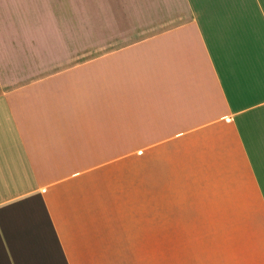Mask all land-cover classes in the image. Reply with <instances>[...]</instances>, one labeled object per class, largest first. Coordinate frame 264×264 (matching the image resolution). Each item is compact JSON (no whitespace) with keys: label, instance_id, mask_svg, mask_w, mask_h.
Returning a JSON list of instances; mask_svg holds the SVG:
<instances>
[{"label":"crops","instance_id":"1","mask_svg":"<svg viewBox=\"0 0 264 264\" xmlns=\"http://www.w3.org/2000/svg\"><path fill=\"white\" fill-rule=\"evenodd\" d=\"M103 7L99 50L0 31V251H106L135 157L137 216L166 218L163 195L226 237L199 264H264V0Z\"/></svg>","mask_w":264,"mask_h":264},{"label":"rangeland","instance_id":"2","mask_svg":"<svg viewBox=\"0 0 264 264\" xmlns=\"http://www.w3.org/2000/svg\"><path fill=\"white\" fill-rule=\"evenodd\" d=\"M103 6L104 0H0V21L5 25L12 21L16 25L15 29L12 26L0 28L1 41L11 37L26 43L27 38H43L54 50L65 53L90 51L95 46L99 50L100 44L96 41L104 38L107 22L110 23ZM37 22L40 26H28ZM12 30L16 31L14 37L9 33ZM151 171L152 167H146V179L151 178ZM136 181V159L130 157L129 203L113 204V211H121L128 217L123 221L128 225L127 235L106 236L107 250H100L98 244L97 252L90 257L71 253V264H199L202 260L217 258V245L223 244L226 237L216 234V224L186 218L190 214L184 213L183 205L169 204L168 197L162 195L159 206L161 215L166 218H148L151 205L149 208L145 205V219L137 216ZM11 238L6 237V243L2 244L0 264H67L53 246L52 250L50 245L46 246L44 251L41 244L26 245L24 250H19Z\"/></svg>","mask_w":264,"mask_h":264}]
</instances>
